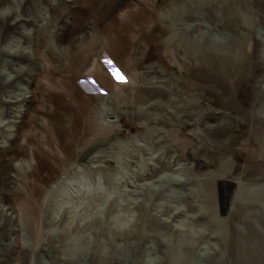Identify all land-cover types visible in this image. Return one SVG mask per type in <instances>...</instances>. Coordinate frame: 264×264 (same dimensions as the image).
<instances>
[{
  "label": "rangeland",
  "instance_id": "374dc122",
  "mask_svg": "<svg viewBox=\"0 0 264 264\" xmlns=\"http://www.w3.org/2000/svg\"><path fill=\"white\" fill-rule=\"evenodd\" d=\"M8 1L0 0V5ZM40 1L48 9L46 29L39 26L33 0L0 16V62L7 54L6 37L21 36V21L29 31L23 38L33 55L31 60L12 57L14 65L9 67L15 70L9 81L0 69V108L5 118L15 121L13 137L0 145V202L17 216L0 218V264H118L119 260V264H141L140 250L146 244L164 256L163 264H264V231L253 221L260 209L257 218L264 226V61L254 27L259 17L264 27V0ZM180 2L183 9L176 12ZM216 14L236 37L230 46L198 47L190 33L181 30L175 35L178 17L190 20L200 15L211 31ZM97 31L101 43L93 39L84 44L83 39L93 38ZM248 38L252 41L244 62L238 50H244ZM157 64L164 73L156 70ZM130 77V85H120ZM17 80L29 90L15 115L11 100ZM106 92L111 93L109 113L116 115L118 126L98 134L95 115ZM130 98L134 106L119 108L117 99ZM143 121L165 145L157 159L159 167L174 164L177 158L192 162L188 180L201 184L206 202L205 214L198 219L216 230L218 241L213 249L219 252L209 260L191 261L204 236L173 257L161 239L171 226L150 216L148 205L139 208L131 235L108 241L113 250L116 243L124 245L117 255L112 250L106 257L86 252L76 257L71 232L51 236L52 226L44 216L51 184L74 171L79 162L84 170L93 171L97 158L92 159L90 151L108 146L116 137L139 149L136 137ZM4 132L0 128V141ZM32 148L36 158L32 168L18 167L31 156ZM102 163L106 165L102 168L112 165ZM104 232L100 233L106 238Z\"/></svg>",
  "mask_w": 264,
  "mask_h": 264
},
{
  "label": "bare ground",
  "instance_id": "6f19581e",
  "mask_svg": "<svg viewBox=\"0 0 264 264\" xmlns=\"http://www.w3.org/2000/svg\"><path fill=\"white\" fill-rule=\"evenodd\" d=\"M23 1L9 0L0 5V16L3 17L12 11L17 12ZM49 1L54 4L56 2V0ZM190 1L191 4L196 2V0ZM182 6V2L176 4V12H180L183 9ZM65 10L66 7H63L61 13ZM33 11L38 15L40 28L44 29L49 23L47 21L48 9L40 0H33ZM170 17L171 15L168 14V18ZM260 21H262L261 17L257 19L254 27L258 40L259 57L264 61V27L260 25ZM214 22H216V27L211 31L209 30L211 26L208 20L200 15L190 20L178 17L174 20L173 26L176 31L175 35H179L181 30L190 33V40L198 47L226 48L233 44L236 37L231 34L229 29L222 26L219 15L216 14ZM28 32L27 27L21 21V36L10 34L3 42L7 54L1 59L0 69L8 81L12 79L13 71L15 70L9 67L14 65L13 56H23L29 60L33 59L31 45L29 41L23 38ZM92 35L93 38L91 39H83L84 44H91L93 39L95 44L101 43L102 34L100 32L97 31ZM251 41L248 38L244 50H238L239 53L242 51L241 59L244 62L247 60ZM103 44L104 42L101 49L105 50ZM62 50L65 54L68 53L66 47H62ZM106 53L105 51L104 54ZM155 63H152V65H156ZM150 67L153 68L154 66L150 65ZM156 70L160 71V73L165 71L162 66H158ZM152 78H156V76H152ZM132 81L131 77L123 78L120 81V85H130ZM14 87L16 92L11 103L13 106L12 113L16 115L22 109V103L26 99V93L29 89L21 80H17ZM261 88H264V82H262ZM111 97V93L106 92L97 106L95 120L97 124L96 133L98 134L117 129L116 115L114 114L111 117L109 113L112 108ZM116 102L119 103V108L122 106L125 108L134 106L131 98L130 100L117 99ZM136 105L139 106L142 103ZM261 112L264 117V99L261 102ZM14 124V120L3 116L0 108V128L5 130L3 140L0 141L2 147L6 140L13 137ZM145 124L146 121H143L139 126L141 127L140 133L137 137L135 136L139 149L127 142L128 140L125 141L116 137L107 142L108 146L90 151L89 155H92L91 158H97L93 171L84 170L83 162H79L75 165L74 171L61 174L51 184L50 190L44 199V216L50 226H52L51 236L56 237L60 233L71 232V234L69 233V238L72 241L74 256L77 257L81 252H86L98 253L106 257L113 250L108 245V241L115 240L117 236L131 235L139 220V208L148 205L147 213L150 216L156 218L162 225L170 224L171 226L170 229H166L161 233V239L166 246V250H169L173 257H180L185 245L191 247L199 241L201 236H204L203 243L198 246L199 248H197V252L193 255L191 261L209 260L219 252V249H213V247L218 245V241L215 236L216 230L210 229L207 221L198 219L205 214L206 202L200 194L199 188L201 184L199 182H189L188 180L187 176L189 175V167L192 162L187 157L177 158L174 164L169 162L167 166L159 167L160 164L157 165V159L164 152L165 145L162 143L159 133L156 134L155 130L146 128ZM191 130H195V127L191 128ZM30 153L31 156L24 158L18 163V167L21 168L22 166V169L25 170L32 168V164L36 161L33 148ZM103 161L111 162L112 165L109 168H102V166H106L102 163ZM189 203L190 207L188 206ZM231 208L234 207L231 206ZM63 213L65 216L62 222L57 224ZM259 214L260 209L257 216ZM13 215L14 212L10 210V206L0 202V218L10 216V218L14 217L15 219L17 216ZM257 216H255L253 221L256 227L264 231V226L259 222ZM239 229L240 231L244 230V226L240 224ZM102 230L106 231L104 232L107 235L106 238L100 233ZM208 230L209 232L206 234L205 232ZM94 231L97 232V236ZM220 239L224 241L225 236ZM153 243L154 240L152 241ZM116 244L117 246L113 252L117 255L124 250V245L122 243ZM244 244L242 245L245 248ZM82 247H85V250ZM203 252L206 254L200 257ZM163 259L164 256L156 253L150 244L141 247V264H163Z\"/></svg>",
  "mask_w": 264,
  "mask_h": 264
},
{
  "label": "water",
  "instance_id": "95a60500",
  "mask_svg": "<svg viewBox=\"0 0 264 264\" xmlns=\"http://www.w3.org/2000/svg\"><path fill=\"white\" fill-rule=\"evenodd\" d=\"M235 208H236V207H235ZM230 212H231V211H229V213H230ZM205 254H206L205 252L201 253V254H200V257H203ZM121 258H122V257H121ZM121 262H122V261L119 260V263H121ZM119 263H118V264H119ZM150 263H151V262H150Z\"/></svg>",
  "mask_w": 264,
  "mask_h": 264
}]
</instances>
